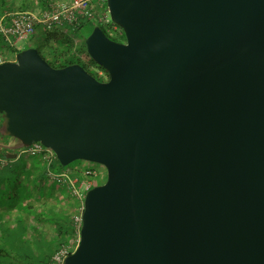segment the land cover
I'll return each instance as SVG.
<instances>
[{
  "label": "water",
  "instance_id": "obj_1",
  "mask_svg": "<svg viewBox=\"0 0 264 264\" xmlns=\"http://www.w3.org/2000/svg\"><path fill=\"white\" fill-rule=\"evenodd\" d=\"M106 6L105 81L34 47L0 64V147L105 169L64 264H264V0Z\"/></svg>",
  "mask_w": 264,
  "mask_h": 264
},
{
  "label": "built area",
  "instance_id": "obj_2",
  "mask_svg": "<svg viewBox=\"0 0 264 264\" xmlns=\"http://www.w3.org/2000/svg\"><path fill=\"white\" fill-rule=\"evenodd\" d=\"M3 19L4 17L0 19V36L8 50L12 52L8 56L0 55V64L14 61L15 52L12 49L17 42L29 40L37 28L42 31H51L60 29L64 25L75 27L80 21H84L86 25L83 30L86 32L90 27L92 29L98 26L109 39L119 43L124 42L122 30L110 20L106 0H49L47 7L43 10L13 13L7 23L3 22ZM77 57L96 79L100 81L107 79L105 70L84 53L77 54ZM16 155L41 159L47 170V179L62 188L69 198L70 231L66 241L56 249L49 261V264H64L65 258L75 251L79 242L85 193L94 186L95 181L104 179L105 169L101 165L91 163L79 170L54 173L51 170L56 159L54 153L37 142L29 147L18 149Z\"/></svg>",
  "mask_w": 264,
  "mask_h": 264
},
{
  "label": "crops",
  "instance_id": "obj_3",
  "mask_svg": "<svg viewBox=\"0 0 264 264\" xmlns=\"http://www.w3.org/2000/svg\"><path fill=\"white\" fill-rule=\"evenodd\" d=\"M39 7L38 0H17L13 9L0 19L4 17L3 22L7 23L13 13L39 11ZM6 141L2 138L0 144ZM12 154L16 151L0 147V231L4 227L22 225L27 234H33L38 241L51 242L55 236L54 217L70 213L69 198L58 185L43 181L42 162L26 156L11 158ZM84 166L80 165V168ZM12 187L15 190L12 191ZM11 193L15 194L13 207L7 203Z\"/></svg>",
  "mask_w": 264,
  "mask_h": 264
},
{
  "label": "trees",
  "instance_id": "obj_4",
  "mask_svg": "<svg viewBox=\"0 0 264 264\" xmlns=\"http://www.w3.org/2000/svg\"><path fill=\"white\" fill-rule=\"evenodd\" d=\"M16 1L17 0H0V16L10 12ZM38 2L40 5L38 9L43 10L47 7L49 1L38 0ZM85 25L86 23L84 21H80L75 27L64 25L60 29L56 28L51 31H42L40 28H37L33 34V38L37 39L40 36L46 38L55 57L48 61L45 60L52 67H62L68 64L78 63L89 71L87 66L77 57V54L82 53L88 57L84 46V40L81 42L80 46L75 47V39L80 36L84 39L86 36L81 35ZM6 47V43L0 36V55L5 56L2 51ZM12 50L16 53L20 51L15 48ZM66 55H72L74 61H66L64 58ZM0 139H2L1 136ZM36 159L43 163L41 169L42 179L48 182L49 180L46 176L47 170L44 162L39 158ZM56 165L58 166L59 163L55 159L52 167ZM70 223L71 218L69 213L54 217L53 226L55 228V236L51 242L42 239L38 241L33 234H27L28 231L22 225L4 227L3 230L0 231V264H49L52 254L66 241L70 231Z\"/></svg>",
  "mask_w": 264,
  "mask_h": 264
},
{
  "label": "rangeland",
  "instance_id": "obj_5",
  "mask_svg": "<svg viewBox=\"0 0 264 264\" xmlns=\"http://www.w3.org/2000/svg\"><path fill=\"white\" fill-rule=\"evenodd\" d=\"M90 31H91V27L89 28V30H87V32L85 30H83L81 35L85 36ZM75 40H76L75 47H78V46L81 45V42L83 41V38H81V36H80V37L76 38ZM27 46L28 47H34V48L38 49L40 54L42 55V57L44 59H46L47 61L51 60L53 57H55L54 53L50 49L49 43L46 41V38L44 36H40L37 39L33 38V36H32L29 40L19 41L16 44V50H22L23 48H25ZM2 52H3V55L8 56V55H10V53L12 51H9L7 49V47H6ZM64 58H65L66 61H74V57L72 55H66ZM87 164H91V163H87V162H84V161H74V162L70 163L67 166H60V165L57 166L56 165V166L52 167L51 170L54 173L58 172V171H66V170H68V171L79 170L80 165H87ZM105 178H106V175L104 173V179L102 181H95L94 182V186L104 183ZM55 185H57V184H55ZM11 190L13 191V190H15V188L12 187ZM14 195H15L14 193H11V196L7 200V203L9 205V207H11V206L13 207V205H15L16 201L13 198ZM14 220H15V218H14ZM16 220L21 222V219L19 217H17V216H16Z\"/></svg>",
  "mask_w": 264,
  "mask_h": 264
}]
</instances>
